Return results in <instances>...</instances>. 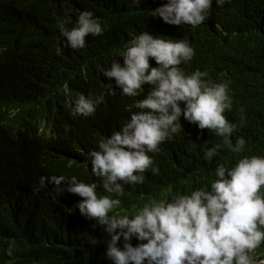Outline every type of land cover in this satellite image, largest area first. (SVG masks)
I'll return each mask as SVG.
<instances>
[{
	"label": "clouds",
	"instance_id": "1",
	"mask_svg": "<svg viewBox=\"0 0 264 264\" xmlns=\"http://www.w3.org/2000/svg\"><path fill=\"white\" fill-rule=\"evenodd\" d=\"M36 1L27 10L47 28L43 12L53 13L43 7L44 0ZM160 1L153 16L170 25L192 27L208 19L213 4ZM131 2L139 5L141 0ZM57 28L61 41L56 55L67 56L77 66L75 76L57 84L59 100L53 109L40 105L26 111L11 108L10 113L26 116L27 142L56 151L74 143L82 130L99 125L100 139L88 152L86 166L90 163L100 183H85L75 176L49 177L46 172L15 180L11 183L20 188L11 197L17 207L35 206L34 199L40 197L39 204L47 209L68 197L70 212L78 216L73 223L84 224L79 239L88 235L86 240L97 249V264H264V154L250 151L230 167L218 163L196 188L193 183L182 194L152 198L132 214H116L125 185L143 184L149 171L159 174L150 154L158 153L173 135L206 133L219 139L200 146L205 161L224 148L236 154L244 151L245 138L239 136L233 143L231 137L244 126L245 109L239 108L238 122L229 119L233 106L229 84L209 79L207 69L189 71L195 49L185 39H163L144 31L115 47L90 51L86 37L104 32L90 10L66 21L57 19ZM22 34L3 33L0 41L12 47L14 66L46 77L48 59L58 57L36 36ZM7 146L14 148L10 152L15 158L0 156L1 174H14L18 166L32 163L34 150L0 128V147ZM98 187L107 195L98 194ZM14 248V240L0 244V263L14 255Z\"/></svg>",
	"mask_w": 264,
	"mask_h": 264
},
{
	"label": "trees",
	"instance_id": "2",
	"mask_svg": "<svg viewBox=\"0 0 264 264\" xmlns=\"http://www.w3.org/2000/svg\"><path fill=\"white\" fill-rule=\"evenodd\" d=\"M32 1L37 2L0 0V36L8 32L18 35L29 32L56 55L55 49L61 41L57 19L66 21L82 10H90L104 28L103 35L86 37L90 39V51L115 47L144 31L161 35L163 39H185L195 49L189 71L207 69L209 79L229 84L233 96L229 119L238 122L239 108L245 109V124L231 137L233 143L239 136L245 138L242 153L224 148L212 161H205L200 146L205 141L215 143L219 139L206 133L173 135L158 153L150 154L159 167V174L149 171L145 173L143 184L125 185V194L119 197L122 204L116 214H132L152 198L170 197L176 192L182 194L193 183L196 188L195 185L203 182V177H208L218 163L230 167L250 151L264 154V0H227L223 5L213 0L208 19L197 27L170 25L153 16L152 10L163 4L160 0H141L139 5H133L131 0H44L43 7L53 13L49 16L48 11L43 12L47 28L27 10V6L32 8ZM17 49L24 50L23 47ZM56 56L58 58L48 59L49 73L42 77L14 66L12 47L0 41V128L34 150L32 163L18 166L14 174L0 173V244L15 241L14 255L0 264L98 263L97 249L86 240L88 235L79 239L84 224L73 223L78 216L70 212L73 206L68 197L59 199L57 206L47 209L39 204L40 197L34 199L35 206L23 208L17 207L11 197L12 191L20 188L19 184L11 182L34 179L45 172L49 177L75 176L85 183H100L91 173L90 163L86 166L88 152L96 148L100 139L96 136L99 125L82 130L74 143L58 147L56 151L27 142L23 136L26 116L10 113L11 108L26 111L40 105L50 109L56 106L59 100L57 84L73 78V69L77 68L68 62L67 56ZM10 151H14L12 146L0 147V156L7 153L15 158ZM97 192L107 195L101 187ZM29 228L38 229L19 236L18 232Z\"/></svg>",
	"mask_w": 264,
	"mask_h": 264
}]
</instances>
